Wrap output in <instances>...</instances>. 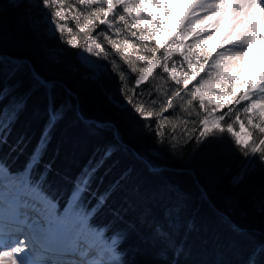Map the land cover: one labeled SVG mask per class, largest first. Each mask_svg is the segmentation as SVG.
<instances>
[{"label": "trees", "instance_id": "trees-1", "mask_svg": "<svg viewBox=\"0 0 264 264\" xmlns=\"http://www.w3.org/2000/svg\"><path fill=\"white\" fill-rule=\"evenodd\" d=\"M16 4L0 0V162L7 170L22 172L32 163L30 182L59 209L87 178L77 208L115 242L126 264H264V162L246 163L252 157H245L227 132L198 143L205 111L198 98L187 103L192 99L187 92L164 114L161 142L156 119L152 130L141 127L144 118L108 99L105 89L119 86L132 95L136 74L103 38L111 57L103 59L106 70L99 79L83 78L78 47L36 33L25 0ZM68 23L78 31L71 18ZM65 38L71 37L65 33ZM59 46L62 52L50 59L49 48ZM175 87L157 67L136 98L159 112ZM104 122L111 124H98ZM172 123L179 125L175 133ZM185 127L190 139L182 135Z\"/></svg>", "mask_w": 264, "mask_h": 264}, {"label": "snow or ice", "instance_id": "snow-or-ice-1", "mask_svg": "<svg viewBox=\"0 0 264 264\" xmlns=\"http://www.w3.org/2000/svg\"><path fill=\"white\" fill-rule=\"evenodd\" d=\"M148 3L161 12L167 13L171 10L164 0H71V2L70 0H36L34 6L47 17L48 26L52 28L53 33H59L60 40L70 46L109 60L111 57L100 40L103 38L106 41L111 51L118 54L119 59L128 65L132 73L136 74L131 88L132 95H129L126 86L117 88V95L123 94L122 107L125 111H130L133 115L139 114V117L144 118L141 127L152 130V119H156L155 135L161 142L166 137L164 114L175 107L176 98H182L181 94L187 92L192 98L187 103L191 104L198 97L199 108L207 113L198 121L199 134L195 136L198 143L205 137L217 135V132L220 134L227 132L236 148L245 157H252L246 163L264 162V69L248 82L246 87L237 84L233 78L239 74L243 66V57L249 47L254 42L264 45V0H194L184 25L169 39L167 45L158 43L153 45L151 42L156 38L151 34V29L146 30L141 26V21H145L152 28L159 27L162 20L154 19L151 12L134 15L131 11L144 8ZM257 13H259V30L256 22ZM69 18L74 21L78 31L69 27ZM208 21H211L208 27L196 30L200 24ZM222 21H227L229 25L222 42L212 51L201 50L198 53L203 63L199 71L194 70L192 79L196 80V83L189 88L190 81L186 79L187 74L178 77L175 64L173 63L170 68L169 61L173 53L180 48L202 46L206 38H210L211 33ZM100 25H104V29L99 32L94 31ZM190 28L195 32V43L184 45L177 37H183ZM65 33H68L71 38L66 39ZM78 40L83 42L78 43ZM146 41L149 43H145ZM180 55L185 57V61L191 68L192 59L185 52H181ZM138 62H144L146 66L138 67ZM88 63L93 62L88 61ZM113 66L118 67L114 61ZM157 67L162 69L164 74H169L176 86L172 95L167 96L166 102L160 106L159 112L149 109L147 104L143 101L138 102L136 98L137 90H142L143 84L149 82ZM201 71L205 72L204 76L200 75ZM119 75L126 81L127 78L122 72ZM215 85L221 86L219 93L227 92L228 95L225 99L216 101L215 107L209 110L213 101L210 100L206 104L204 93L216 95L212 87ZM241 88L244 90L240 91ZM148 99L152 100V93H149ZM242 102L246 103L242 104ZM152 103L155 101L152 100ZM225 105L232 107L229 111L216 115L217 109ZM237 105H240V108H237ZM242 114L246 118V123L241 118ZM178 119L187 125V120L179 117ZM228 120L231 122H227ZM237 125H239V131L234 130ZM178 127L179 125L172 123L173 133ZM182 135L188 139L191 138L186 127L182 129ZM172 139L175 141L178 137L173 135ZM5 172L6 170L0 167V179H3ZM82 183L84 187L78 185L77 193H74L73 199L69 201L62 216L56 213L54 206H50L51 217L48 221V231L58 233L64 221L72 220L73 228L77 233L73 243L51 250L50 264H126L116 252L115 242L109 250L100 253L101 256L108 255L107 260L97 258L93 244L80 243L81 237L91 233L88 227L89 214L77 208L79 193L87 186V178ZM103 202L104 198H101L100 203ZM8 223L15 225L14 232L23 233L25 227H31L27 217L22 218L19 210L9 218ZM154 231L162 236L161 229L157 228ZM4 232L5 225L2 211H0V248H10V250H0V264H35L25 251L30 243L27 236L23 240L12 238L11 235L6 238ZM36 239L34 237V240ZM261 250L264 251V248ZM250 264H255V261H251Z\"/></svg>", "mask_w": 264, "mask_h": 264}, {"label": "rangeland", "instance_id": "rangeland-1", "mask_svg": "<svg viewBox=\"0 0 264 264\" xmlns=\"http://www.w3.org/2000/svg\"><path fill=\"white\" fill-rule=\"evenodd\" d=\"M10 1L12 3L16 4L22 0H10ZM25 2L28 5V8L26 9V11L29 13L28 14V20H29L30 24L32 25V28L34 29V31H36V33H38V34H44V35H46V37H58L59 38V33L54 34L52 31V28H50L48 26L47 17L43 16L41 11L37 7L34 6L36 4V0H25ZM179 2H180V8L175 9V6L177 4L176 0H164V3L168 4L170 6V9H171L170 12H167V13L156 10L155 7L151 3H148L147 6L144 8L131 10L134 15H139V14L144 13V12H151L153 14L154 19H158V20L163 21L159 27H155V28H152L151 25H147V23L145 21H141L142 27H145L146 30L149 28L151 29V34L156 38L153 41L154 44L158 43L160 45H167L169 39L181 28L183 21L186 20L187 17L185 15L190 11V5L192 3H194V0H179ZM69 20H70V18H69ZM69 20H68V22H69ZM61 22L63 23L64 21H61ZM210 23H211V21L202 23L197 27L196 30L197 31L202 30V28L205 26V24L207 26ZM224 23H226V24H225V26L222 27L221 24H224ZM221 24H220V26H216V31L211 33L210 38H206V42L203 43L202 46L191 47V48H180L173 53L172 59L169 61V67L170 68H171L173 63L175 64L176 74L178 77H183V76H185V73L187 74L186 79L188 81H190L188 86H190L191 88L196 83V80L192 79V77L194 75V70L199 71L200 66L203 63V61L201 60L198 53L201 50L212 51L217 45H219L222 42V38H223V36L226 32V29L228 28L229 25H228L227 21H222ZM102 26H104V25H102ZM164 27H166V28H164ZM217 30L221 31L222 32L221 34H223V35L222 36H215L214 34L217 32ZM194 36H195V32L192 31L190 28L188 33H186L183 37H177V39L180 40L184 45H188L190 43H195ZM61 44H62V46H66V45H63L64 42H62ZM67 47L75 48V47L70 46V45H67ZM250 47L247 51L249 53L248 54L246 53L243 57V61H242L243 66L241 68V70H242L241 75L239 74V75H236L233 77L237 84H242L245 87L247 86V83L250 82L254 78V76L256 75V71L252 70V67H254V57L253 56L256 53L253 52L254 48L250 49ZM62 50L63 49L60 46L59 47H52V48H49L47 55L50 59H56V57H55L56 53H60V52H62ZM256 50H257V47H256ZM181 52H185L186 55L192 59L193 66L191 68L188 66V63L185 61V57L180 55ZM76 56H77V59L80 61V63L83 65L84 69L86 70L84 75H83V78H88V79H93V80L99 79L100 76L105 72L106 68H105V65L103 63L102 57L94 56V55H91L90 53L83 52V50L80 48H78ZM88 61H91L93 63H88ZM205 68H207L206 65H205ZM247 68L250 70L246 71ZM69 69H71V71L75 70L74 67L69 68ZM263 69H264V67H263ZM66 70L68 71V68ZM200 75L204 76L205 72L201 71ZM36 77L38 78V80L42 84H48V86H50L52 83L51 81L46 82L45 80L40 78L38 75ZM205 78H207V77H205ZM197 79H199V77H197ZM212 87H213V92H215L216 95H210L207 92L204 93V99H205L206 104H208V102L210 100L213 101V103L209 106V110H211V108L215 107L216 101L223 100L228 95L227 92H225L223 94L219 93L218 90L221 87L220 85H215ZM243 90H244V88L240 89V91H243ZM105 91L107 93L108 99L115 106L123 108L121 105V101H123V97H122V94H120L119 96L117 95V89H110V90L105 89ZM198 101H199V98H198ZM124 103H126V101ZM244 103H246V102H242V104H244ZM226 106H228V105H225L223 108L217 109V112L215 114L218 115L219 113H221V111ZM129 108H130V106H129ZM241 112H242V109H241ZM206 114L207 113L205 112V115ZM250 115H253V114H250ZM241 118L246 123V118L243 116V114H242ZM233 119H234V117H233ZM254 119H258V117H254ZM228 122H231V121L228 120ZM106 123H109V125L111 124L110 122H106ZM98 124L101 125L103 123H98ZM234 130L239 131V125H237ZM0 137H1V135H0ZM0 167L4 168L6 170V167L3 164H1V162H0ZM6 174H11V173L8 172V170H6L3 179L6 177ZM17 177H19V176H17ZM1 180L2 179H0V182H1ZM25 184L26 185H24L22 187V191L20 189V191H21L20 194L16 193V195L25 196L24 194L27 195V193H29V195L32 194V195L39 196V198L41 200L45 199L48 203H50L51 206H54L56 213H58V211L56 209V204L53 201H51L49 198H47L36 186H33L32 184H30L28 180H25ZM7 186L10 187V189H8L7 191L11 192L13 189V184H11V182L0 184V188L2 187L5 189V188H7ZM2 196L3 195H1V197ZM9 196L15 197L14 194H9ZM34 214H35V212H34ZM50 217H51V215L49 216V218ZM52 218H54V217H52ZM48 221H49V219L46 220L47 225H48ZM66 221L73 225V222L71 220H66ZM40 223L41 222L38 221V224H40ZM88 227L91 230V234H93L96 237H100L105 244H108L109 246L112 247L114 242L113 241L107 242L105 239H103V232L101 230L98 231V230L92 229L89 226V223H88ZM65 228L69 229V227H65ZM105 244H104V246H105ZM29 249H31L30 246H29ZM2 250H10V248H3Z\"/></svg>", "mask_w": 264, "mask_h": 264}, {"label": "bare ground", "instance_id": "bare-ground-1", "mask_svg": "<svg viewBox=\"0 0 264 264\" xmlns=\"http://www.w3.org/2000/svg\"><path fill=\"white\" fill-rule=\"evenodd\" d=\"M176 2L177 4L175 6V9H178L180 8V2L179 0H176ZM188 13L185 15L186 17L188 16ZM256 22H258V25H259V13H257V16H256ZM184 23H185V20L183 21L182 26L184 25ZM220 24L218 26H220ZM225 24L226 23L221 24V26L223 27L225 26ZM206 27H208V25L206 26L205 24L203 28H206ZM221 33H222L221 31L217 30V32L214 35L222 36L223 34ZM256 47H257V50H256ZM251 48H254L253 52L256 53L253 56L254 57V67H252V70L256 71L255 76H257L258 73L264 67V45L258 42H254V44L250 47V49ZM248 53L249 52H247V54ZM247 70H250V69L247 68L246 71ZM241 73H242V70H240L239 74L241 75ZM31 164L32 163H30V165ZM21 181H23V183H21ZM7 182H11V184H13V189L11 192L7 191L8 189H10L9 186H7V188L5 189L2 187L0 188V211H2V217H3L4 225H5L4 233L9 232L7 235H5V237L7 238L9 235L13 237L12 232H14L13 229L15 225L9 224L8 221H9V218L13 216L17 210H19L22 218L26 216L28 219L29 225H31V227L30 228L28 227V229L26 230L25 236L21 235L19 239L23 240L27 236L30 243L26 247L25 251L27 252L29 258L35 261V264H44V261H41L40 259L42 258L43 255L48 257L47 252L45 251L47 249H44V248L41 249V245L49 246L52 250L53 248H59L63 245L73 243L76 240L77 233L75 232L73 225L68 223L67 221L63 222V226L58 233L48 231L49 225H47L46 220L50 219L49 216L51 215V212H50L51 205L45 199L41 200L39 196L32 195V194L29 195V193H27V195L23 193L25 196L21 195L22 197L16 195V193L20 194V192L22 191V187L26 185L25 184V174H22L19 177L15 175H11V174H6V177L1 180L0 184L7 183ZM9 194H14L15 197L9 196ZM1 195L3 196L1 197ZM38 221H40L41 223L38 224ZM65 227H69V229H66ZM34 237L37 239L34 240ZM107 242H111V241L107 240ZM80 243L81 244H85V243L93 244L95 246L94 254L97 256L98 259L107 260L109 258L108 255H104V256L100 255L101 252H105L111 248V246H109L108 244H105L100 237H96L91 233L85 234L84 237L80 238ZM29 245L30 247H32L31 248L32 252L28 248ZM47 264H50V258L48 259Z\"/></svg>", "mask_w": 264, "mask_h": 264}, {"label": "water", "instance_id": "water-1", "mask_svg": "<svg viewBox=\"0 0 264 264\" xmlns=\"http://www.w3.org/2000/svg\"><path fill=\"white\" fill-rule=\"evenodd\" d=\"M90 121H94V120H90ZM101 125H109V123H106V122H105V123H103V124H101Z\"/></svg>", "mask_w": 264, "mask_h": 264}]
</instances>
